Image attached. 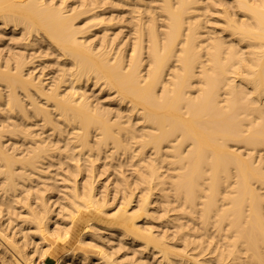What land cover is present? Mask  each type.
Returning a JSON list of instances; mask_svg holds the SVG:
<instances>
[{"label":"bare ground","instance_id":"bare-ground-1","mask_svg":"<svg viewBox=\"0 0 264 264\" xmlns=\"http://www.w3.org/2000/svg\"><path fill=\"white\" fill-rule=\"evenodd\" d=\"M102 154L135 158V187L97 179ZM51 249L264 264V0H0V264Z\"/></svg>","mask_w":264,"mask_h":264},{"label":"rangeland","instance_id":"rangeland-1","mask_svg":"<svg viewBox=\"0 0 264 264\" xmlns=\"http://www.w3.org/2000/svg\"><path fill=\"white\" fill-rule=\"evenodd\" d=\"M105 5H108V4H105ZM115 9H116V10H115ZM117 10L119 11V8L117 9V8L115 7V8H114V11H115L114 14H115V15L118 14V13H117V12H118ZM120 11H121V10H120ZM120 15H121V14H120ZM122 15H123V13H122ZM125 15H126V14H125ZM214 16H215V15H214ZM210 17L212 18L211 15L207 16V17H206V21H207V18L210 19ZM120 24H121V25L123 24L122 26H125V23H124V22H120L119 24H117V27H118V25H119V27H120ZM207 24H208V23H207ZM122 26H121V27H122ZM121 27H120V28H121ZM120 28H119V29H120ZM124 28H125V29H124ZM124 28H123L122 31H124V30L127 29L126 27H124ZM116 31H118V29H117ZM127 31H128V30H127ZM127 31H126V32H127ZM126 32H125V33H126ZM7 38H8V37H7ZM51 56H52V55H50V58L52 59V62H51V59H50V58H47V59L42 58L41 61H40V59H37V61L34 62L35 65L38 64V67H40V69H41L42 66H45L44 70H46V71H44V72H45V73H49V72H50L48 76L52 75L51 73L53 72V69H55V67H57V65H56V64L54 65V63H53V62H55V61H53V60L55 59V57H53V56L51 57ZM45 57H46V56H45ZM44 61H46V63H45ZM47 61H48V63H47ZM49 61H50V63H49ZM43 62H44V63H43ZM46 64H47V65H46ZM50 64H51V65H50ZM39 65H40V66H39ZM53 65H54V66H53ZM46 66H47V67H46ZM48 66H50V68H49ZM51 66L53 67V69H52ZM36 68H37V66H36ZM46 68L48 69V71H47ZM40 69L37 68L36 71H38V70H40ZM51 69H52V71H51ZM95 87H97V86H95ZM91 89H92V85L89 86V89H88L89 91H88V93H89L90 91H92V92L89 93V94L92 95V96H90V97H91V99H92V97H93V101L95 100V102H96V98H97V97L95 98V95L98 96V93H99V95H103V97H101L102 99H101V98H100V99H97V102H98V101H101V102H103V104L106 103L105 97H106L107 95H106V93H105L104 91H103V92H99L98 88L95 89L94 87H93L92 90H91ZM94 90H95V92H94ZM93 92H94V95H93ZM103 93H104V94H103ZM105 95H106V96H105ZM101 102H98V103H99V104H102ZM110 106H114V105L111 104ZM89 156H90V155H88L87 157H89ZM102 156H103V159H102ZM102 156H99L100 158L98 157V158L100 159V161H99L98 158H97L98 161H96V159H95V163H94L95 166H96V167H94V169L96 170V171L94 170V172H95V173L98 172V174H97V175H98V178H97V179L100 178L99 180H105V179H106L105 176H106L109 180H111V182H110V184H109V187L112 188L111 186L114 185V183L116 182V180L118 179V177H119V179H120L121 177H124V176H125V177H124V178H125V181H126V182L128 181V184H130V187H132V188L135 187V182H136V181H135V178H134V177H137V175H134L135 173L132 174L133 171H135L136 174H137V170H138V169H136V166H135V165H136V159H135V158H134V159H135V162H134V161H133L134 159H131V158L128 159V158H126V157H125V159H126V160L128 159V160H127V161H126V160H123V159H124V158H123V157H124L123 154H118V158H117V156H115V157H116V158H115L116 160H115V159L113 160V159L110 158V157H105L104 154H102ZM104 157H105V158H104ZM121 158H122V161H121ZM101 159H102V161L104 160L102 165L99 164V163H102ZM109 159H111V160L113 161V162H112V163H113V167H112V169H111V167H109L110 165H112V163H111V161H109ZM118 160H119V161H118ZM131 160L133 161V163H132ZM123 161H124V163H123V164H120V162H123ZM55 162H57V164H56ZM105 162H106V163H105ZM116 162H117V165H115ZM118 162H119V164H120V169H119V166H118V165H119ZM134 163H135V164H134ZM54 164H55V165H54L55 168H54V166H52L51 169L49 168V174H51V172H54V170H55V171H56V175H58V176H57V177H58V181H56V180L54 181V179H52L53 182H52V181L50 182V180H49L48 182H49L50 184H53L52 186H54V189L56 188L55 191L58 193L57 189L61 188V190H62V189L64 188V187H63V188H62V187H58V184H60V180H59V179H60V176H61L60 174H61V173L63 174V172L61 171V168H62V170H63L64 167H65L66 170L64 169V171H65V173L68 172V174H69V172L72 171L73 168H71L72 165H68L67 167H66V164H65V165H62V164L59 165V163H58V159H57V161H56V159L54 160ZM85 164L87 165L88 163H85ZM96 164H97V165H96ZM128 164H129V165H128ZM58 165H59V167H60V171H61V172H59V170H58ZM98 165H99V166H98ZM105 165H106V166H105ZM124 165H125V167H124ZM131 165H132V166H131ZM133 165H134V167H133ZM129 166H130V167H129ZM97 167H98V169L101 167L102 172L105 171V172H103L105 175L101 172L100 169L98 170ZM128 167H129V168H128ZM53 168H54V169H53ZM56 168H57V170H56ZM103 168H104V170H103ZM137 168H138V167H137ZM108 169H109V170H108ZM110 169H111V171H110ZM115 169H116L117 173H116ZM121 169H122V171H121ZM124 169H126V170L124 171ZM129 169H130V170H129ZM50 170H51V172H50ZM118 170H119V172H118ZM57 171H58V172H57ZM108 171H109V173L111 172V173H110V176H107V174H106V173H108ZM83 172H84V171H83ZM83 172H82L81 174H82V175H86V172H84V173H83ZM99 172H100V173H99ZM123 172L125 173V175H124ZM57 173H60V174H57ZM115 173L117 174V178H116V180H115V177H116ZM127 173H128V175H131V176H130V177H129V176H126ZM81 174L78 175L77 177H78V178L82 177ZM56 175H54V174L52 173L50 176H52L53 178H54V177L56 178ZM99 175H100V176H99ZM112 175H113L114 179H113ZM114 175H115V176H114ZM123 175H124V176H123ZM63 176H65V174H64ZM79 176H80V177H79ZM102 176H103V177H102ZM120 176H121V177H120ZM132 176H133V180H134V181L131 179ZM61 177H62V176H61ZM110 177H111L113 180L110 179ZM33 179H36V181H34V182H38V181L41 182L40 179H38L37 177H36V178L33 177ZM136 179H137V178H136ZM129 180H130L131 182H129ZM112 182H113V183H112ZM132 182H133V184H132ZM32 183H33V182H32ZM54 183H55V184H54ZM67 183H69V182H67ZM67 183H66V184H67ZM29 184H31V182H30ZM56 184H57V186H56ZM111 184H112V185H111ZM133 185H134V186H133ZM59 186H61V185H59ZM51 190H52L53 193H51ZM134 191H135V192H138V189H134ZM56 192H55V194H54V190H53V189H50V192H48V195L51 196V199H54V200H57L58 202H60L61 200H58V198L60 197V195L57 194V195H58V196H57V195H56ZM50 193H51V194H50ZM53 194H54V195H53ZM55 195H56V196H55ZM81 211H82L83 214H86V213H87V210H85V209H82ZM162 213H163V211H162ZM169 213H170V211H169ZM172 213H173V212H172ZM172 213H171V214H172ZM159 228L162 229L163 226H162V227H159ZM156 229H157V228H156ZM48 239H49V241H50L52 244H54V245L57 244V243H56L54 240H52L51 238L48 237ZM62 243H63V242H60V245H62ZM114 243H115V245H116V244H117V241H115ZM62 246H63V245H62ZM64 246H65L66 249H69V248H71V247H72V248H74V247H75V248H80L79 246H76L75 243H73V241H70L68 244H65ZM55 247H56V246H55ZM134 249H136V248L132 245V247L130 248V251L133 252ZM89 251L92 252V253H95V252H96L95 249H93V248H89ZM50 252L53 253V250L51 249ZM52 253H50V254L47 255V257H46V259H45V264H56V258H55V256H54V253H53V254H52ZM121 253H122V252H121ZM119 254H120V253H119ZM131 254H132V253H131ZM136 254H137V253H136ZM136 254L133 255V257H136V256L138 257V254H137V255H136ZM150 260H151V262H152V259H149V261H150ZM124 261H126V260H124ZM125 263H127V261H126ZM37 264H44V263H43L41 260H39V261L37 262Z\"/></svg>","mask_w":264,"mask_h":264}]
</instances>
